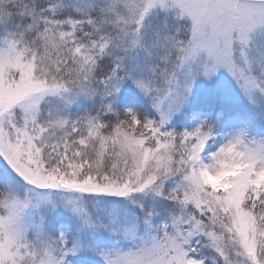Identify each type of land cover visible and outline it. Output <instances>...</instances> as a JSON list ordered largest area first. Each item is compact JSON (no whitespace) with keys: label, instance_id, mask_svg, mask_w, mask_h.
<instances>
[{"label":"snow or ice","instance_id":"1","mask_svg":"<svg viewBox=\"0 0 264 264\" xmlns=\"http://www.w3.org/2000/svg\"><path fill=\"white\" fill-rule=\"evenodd\" d=\"M0 264H264V0H0Z\"/></svg>","mask_w":264,"mask_h":264}]
</instances>
